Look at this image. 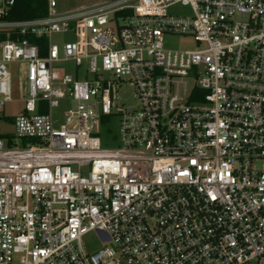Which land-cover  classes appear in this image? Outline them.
<instances>
[{
	"label": "built area",
	"instance_id": "2783aa9c",
	"mask_svg": "<svg viewBox=\"0 0 264 264\" xmlns=\"http://www.w3.org/2000/svg\"><path fill=\"white\" fill-rule=\"evenodd\" d=\"M43 1L0 0V264H264V0Z\"/></svg>",
	"mask_w": 264,
	"mask_h": 264
},
{
	"label": "rangeland",
	"instance_id": "374dc122",
	"mask_svg": "<svg viewBox=\"0 0 264 264\" xmlns=\"http://www.w3.org/2000/svg\"><path fill=\"white\" fill-rule=\"evenodd\" d=\"M95 1V0H92ZM88 0H58V10L61 9H73L77 7L84 6ZM182 14H184L185 9H180ZM72 37L69 35H55L52 37V42L57 44L58 47L62 43L67 41H72ZM195 43L191 38L178 36V35H168L165 37V46L169 49H192ZM58 69H65L67 71H72L74 66L71 63H63L55 66ZM22 70H18V66L11 65L10 72L12 75L11 84V102L5 104L3 109L2 118L0 120V134L11 133V119L17 116L23 109V99H25L26 94L24 90V82L21 81V76L23 75V66L19 67ZM119 107H133L134 101L132 98V90L129 87H125L119 90ZM118 118L113 117L110 119L109 123L106 124V134H102L101 147L102 148H112L119 145L118 140ZM105 130V127H104ZM20 142V141H19ZM18 144V143H17ZM83 246L86 252L90 253L94 250L101 248L97 237L93 233L87 234L83 239ZM122 264H125L124 262Z\"/></svg>",
	"mask_w": 264,
	"mask_h": 264
},
{
	"label": "trees",
	"instance_id": "16d2710c",
	"mask_svg": "<svg viewBox=\"0 0 264 264\" xmlns=\"http://www.w3.org/2000/svg\"><path fill=\"white\" fill-rule=\"evenodd\" d=\"M15 2L14 18H33L44 13L45 2L43 0H15Z\"/></svg>",
	"mask_w": 264,
	"mask_h": 264
}]
</instances>
